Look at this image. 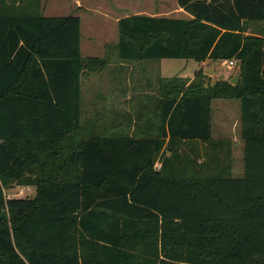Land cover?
<instances>
[{
	"label": "trees",
	"instance_id": "16d2710c",
	"mask_svg": "<svg viewBox=\"0 0 264 264\" xmlns=\"http://www.w3.org/2000/svg\"><path fill=\"white\" fill-rule=\"evenodd\" d=\"M177 3L191 16L121 17L108 50L234 59L237 81L160 77L136 134L93 136L81 76L112 51L82 56L77 15L0 0V264H264V0ZM213 99L239 101L240 177L231 141L213 138ZM13 181L35 196L6 199Z\"/></svg>",
	"mask_w": 264,
	"mask_h": 264
},
{
	"label": "rangeland",
	"instance_id": "374dc122",
	"mask_svg": "<svg viewBox=\"0 0 264 264\" xmlns=\"http://www.w3.org/2000/svg\"><path fill=\"white\" fill-rule=\"evenodd\" d=\"M43 14L54 15H77L81 19V49L83 55H95L99 57L107 56V43H116L119 39L118 22L116 18L133 14V9H141L146 13L155 11H167L170 17H184V11H178L177 0H43ZM107 15V16H105ZM258 25H252L254 31L258 30ZM113 45V44H112ZM236 61V60H235ZM128 71L130 67L134 69L141 80L137 100L109 101L104 100L103 96L108 94L111 89L109 73L110 64L102 71L86 78L82 86L83 116L82 132L93 136H103L112 132H120L122 129L125 134L134 135L137 133L136 124L141 121L139 114L148 115L153 113L156 108L155 102L148 99L147 92L157 93V80L159 76L174 77L182 76L185 78H194L197 71L202 70L208 75L207 83L213 84L218 80H231L237 76L239 64L237 61L233 67H230L225 60H208L204 65L193 58H161L144 59L128 62ZM212 69V72L207 70ZM127 70L126 76H129ZM104 72V73H102ZM106 72V73H105ZM89 73H86L87 75ZM125 76V78H126ZM86 77V76H85ZM84 77V78H85ZM126 78L127 90L126 98L132 96L131 84ZM132 81V80H130ZM123 87V88H124ZM84 89V90H83ZM114 89V85H112ZM131 91V92H129ZM100 94V95H97ZM137 96V95H136ZM153 96V95H152ZM147 103L148 107L144 104ZM131 110V111H126ZM124 114L122 115V113ZM118 127L117 122L121 123ZM212 135L217 139H227L232 143L233 156V175L240 177L244 172L243 151L244 141L241 137L240 124V104L234 99H213L212 100ZM3 192L6 199L17 197H34L36 190L31 185H21L16 181L3 185ZM7 209L5 208V211Z\"/></svg>",
	"mask_w": 264,
	"mask_h": 264
},
{
	"label": "crops",
	"instance_id": "0c3cea01",
	"mask_svg": "<svg viewBox=\"0 0 264 264\" xmlns=\"http://www.w3.org/2000/svg\"><path fill=\"white\" fill-rule=\"evenodd\" d=\"M43 0H40V6H41V8H42V10H43V2H42ZM178 11H184V14H185V16L184 17H190L191 15L187 12V11H185L183 8H181V7H178ZM133 14H137V13H144V14H148V15H157V16H168V17H170L169 15H168V12L167 11H155V12H151V13H146V11H144V10H141V9H133ZM42 14H43V11H42ZM131 15V14H130ZM46 16H49V15H46ZM105 16H107V15H105ZM125 16H127V15H125ZM124 17V16H123ZM121 17H118V18H116V20H117V22H118V20L120 19ZM81 38H82V31H81ZM119 40V39H118ZM118 42V41H117ZM116 42V43H117ZM112 44H115V43H107L106 44V51L108 50V46L109 45H112ZM81 53H82V49H81ZM109 53V55H110V52H108ZM82 56L83 57H88V56H95V55H83L82 54ZM106 56V55H105ZM107 56H108V54H107ZM104 57V56H103ZM209 59H207V60H205V61H202L201 62V64L202 65H204L207 61H208ZM108 64H110V66H111V70H110V73L108 74L109 75V79H110V81L112 82V83H110V84H112V85H114V89H112V85L110 86L111 87V89L109 88V90H108V94H113L114 93V91L116 92V94H113V95H111V97H110V99H109V96L110 95H108V96H103V99L104 100H109V101H111V100H113V101H122V100H128V101H133V100H137V101H139L140 100V98H141V95L139 94L138 95V93H139V90H140V85H141V80H139V81H137V80H135L136 78V76L137 77H139L140 75L139 74H136V72H134V69L132 68V67H130L131 68V70L130 71H128V68H129V66H128V62L127 61H120L119 59H118V57H117V52H116V50L114 49L113 51H112V56H111V61L108 63ZM107 64V65H108ZM106 65V66H107ZM106 66L102 69V70H104L105 68H106ZM102 70H100V71H102ZM125 70H127L128 71V73H130V74H128V75H130V77L129 76H126L127 74H126V72H125ZM97 71H91V72H86V73H89V74H87V75H85L86 73H84L82 76H81V94H82V86H84V81H86V78H89V76H91V75H93V74H95ZM102 73H104V72H102ZM106 73V72H105ZM86 76V77H85ZM125 76H126V78H130L129 79V83L131 84V91L133 90V92H131V91H129V92H131V94H132V96H129V97H127L126 98V93L125 92H127V90H126V88L124 87L125 85H126V83H124V81H126V78H125ZM237 76H238V74H237ZM236 76V77H237ZM85 77V78H84ZM160 77H164V76H159V78ZM224 79H227V78H224ZM233 78H231V80H232ZM130 80H132V81H130ZM124 87V88H123ZM84 90V89H83ZM150 93H153V92H147V94H150ZM97 95H100V94H97ZM137 95V96H136ZM83 99H84V97H82V102H83ZM126 111H131V110H126ZM124 114V112L122 113V115ZM82 116H83V103H82ZM121 123H119V122H117V125H118V127H120L121 126V124H122V121H120ZM213 138H215V137H213ZM215 139H217V138H215ZM243 139V138H242ZM244 141V140H243ZM244 144V143H243ZM156 167H160V162L158 161V162H156Z\"/></svg>",
	"mask_w": 264,
	"mask_h": 264
},
{
	"label": "built area",
	"instance_id": "2783aa9c",
	"mask_svg": "<svg viewBox=\"0 0 264 264\" xmlns=\"http://www.w3.org/2000/svg\"><path fill=\"white\" fill-rule=\"evenodd\" d=\"M225 62L226 63H228V65L230 66V67H233L234 65H235V60L234 59H231V60H225Z\"/></svg>",
	"mask_w": 264,
	"mask_h": 264
},
{
	"label": "water",
	"instance_id": "95a60500",
	"mask_svg": "<svg viewBox=\"0 0 264 264\" xmlns=\"http://www.w3.org/2000/svg\"><path fill=\"white\" fill-rule=\"evenodd\" d=\"M208 72H212L213 70L212 69H210V70H207ZM237 79H238V76L237 77H234L232 80H231V82L232 83H235L236 81H237Z\"/></svg>",
	"mask_w": 264,
	"mask_h": 264
}]
</instances>
